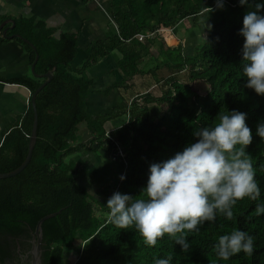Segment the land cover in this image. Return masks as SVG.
I'll return each instance as SVG.
<instances>
[{"label": "trees", "instance_id": "obj_1", "mask_svg": "<svg viewBox=\"0 0 264 264\" xmlns=\"http://www.w3.org/2000/svg\"><path fill=\"white\" fill-rule=\"evenodd\" d=\"M223 2V9H216L215 0H112L111 34L93 43L79 66L73 65L75 37L66 33L57 37L34 20L16 21L6 39L8 34H19L29 41L34 48L14 38L28 52L31 65L39 55L35 74L53 71V78L36 96L37 139L30 162L16 176L0 179V264H28L29 259L21 263V258L31 248L38 221L58 211L42 223V264H154V257H171V264H264V214L256 215L257 201L248 197L233 206L231 219L218 214L199 231L186 230L190 243L186 251L167 233L155 245H147L134 227L120 229L110 223L104 205L113 191L139 194L150 163L173 155L194 139L192 130L217 122L218 114L227 109L247 114L253 140L246 151L256 169L258 199L264 201V140L255 135L258 120L264 119V96L245 88L241 73L243 37L238 29L246 8L238 0ZM203 6L214 11L208 15ZM186 24L189 31L201 26L206 34L190 57L183 55L181 44L168 47L159 32L142 41L136 37L164 28L176 34ZM166 41L176 44L170 36ZM113 52L120 55V79L107 93L117 89L119 101L107 114L89 118L85 98L93 79L88 71ZM164 69L168 73L161 75ZM182 72L188 74L187 82L178 76ZM137 76L150 78L145 91L135 97L131 90ZM45 80L32 74L9 82L26 87L32 95ZM196 81L206 83L204 92L200 93L203 87H194ZM156 88L159 95L154 93ZM121 118L125 121L113 129V142L106 137V125ZM32 125L30 105L0 146V173L23 163ZM83 126L90 134L86 143L78 139ZM100 149L113 161V176L110 183L91 192L78 180L80 165L75 156ZM235 228L254 237L253 253L240 252L228 260L216 257L213 246L218 236ZM70 254L75 255L71 263Z\"/></svg>", "mask_w": 264, "mask_h": 264}, {"label": "clouds", "instance_id": "obj_2", "mask_svg": "<svg viewBox=\"0 0 264 264\" xmlns=\"http://www.w3.org/2000/svg\"><path fill=\"white\" fill-rule=\"evenodd\" d=\"M246 8L238 35L243 37L241 73L244 87L264 96V0H238ZM223 0L215 8L223 9ZM208 15L214 11L203 6ZM211 28V25H206ZM247 114L231 109L218 114V121L192 130V141L170 157L148 166L147 180L139 194L113 191L104 204L108 220L120 229L129 226L155 245L167 233L175 237L181 251L190 243L187 231H199L206 221L214 222L218 214L233 217V206L248 197L257 201L255 213L264 214L260 187L246 148L253 132L246 123ZM255 135L264 140V119L258 120ZM123 181L125 176L120 175ZM215 256L228 260L234 254L254 251V237L235 228L221 234L214 244ZM154 264H171V257H154Z\"/></svg>", "mask_w": 264, "mask_h": 264}, {"label": "crops", "instance_id": "obj_3", "mask_svg": "<svg viewBox=\"0 0 264 264\" xmlns=\"http://www.w3.org/2000/svg\"><path fill=\"white\" fill-rule=\"evenodd\" d=\"M111 3L112 0H0V24L6 20H13L15 23L21 19L34 20L52 29L57 37L64 33L75 37L77 56L73 65L79 66L85 60L90 46L98 41H104L111 34L114 24L113 16L109 11ZM10 26L11 23H7L4 28ZM188 27L187 24L184 27V36H177L172 31L165 36L160 35L159 38H163L168 47L181 44L183 55L190 57L205 38L193 46L190 45L188 38L195 35V28L189 31ZM10 31L8 30L7 33ZM6 35L2 30L0 31V146L4 137L22 121L31 105V92L24 86L9 82L12 79L32 76L29 54L23 45L14 39L15 37L6 39ZM168 36L175 40V45L167 43ZM153 53L155 54V49ZM119 60L120 55L113 52L88 71L93 79V85L85 98L86 115L89 118L107 114L119 101L117 89L107 93L120 79L117 67ZM137 78L142 76L135 77L134 84ZM121 124L116 125L112 121L107 123L106 127L113 130ZM78 139L83 143L89 141L90 134L86 127L81 128ZM94 153L95 151L84 150L75 156L80 165L78 180L80 179L82 185L88 186L90 191L91 189L98 191L113 176L111 157L102 149L98 150V156ZM98 176L102 178L97 181L96 187L92 188L90 181Z\"/></svg>", "mask_w": 264, "mask_h": 264}, {"label": "water", "instance_id": "obj_4", "mask_svg": "<svg viewBox=\"0 0 264 264\" xmlns=\"http://www.w3.org/2000/svg\"><path fill=\"white\" fill-rule=\"evenodd\" d=\"M7 23H11V26L4 28L5 24ZM14 27H15V22L13 20H6L0 24V31L2 30L3 34L6 35L7 31L12 30ZM14 37L22 39L25 43H28L29 45H31V47L34 48V46L29 41L22 38L19 34H13L9 36V38H14ZM38 58H39V55L36 53L35 61L32 63L30 70L35 77L45 78L46 80L31 95V107L33 109V125H32V131H31V135L29 139L27 156L25 160L23 161V163L17 169L11 172H8V173H0V179H6V178H11V177L16 176L28 165V163L30 162L32 158V154H33L35 144H36V139H37V126H38V114L36 110V96L46 86V84H48L53 78V71L45 75L35 74V65H36ZM60 212L61 211H58L53 214H49L38 221L35 227V231L33 232L32 239H31V248L29 252L25 255V257L29 259L28 264H42V259H41V255H42L41 244H42V239H43L42 223L45 220L55 217Z\"/></svg>", "mask_w": 264, "mask_h": 264}, {"label": "rangeland", "instance_id": "obj_5", "mask_svg": "<svg viewBox=\"0 0 264 264\" xmlns=\"http://www.w3.org/2000/svg\"><path fill=\"white\" fill-rule=\"evenodd\" d=\"M188 25H189V23H187ZM200 29H202V27L201 26H199V30H198V27L197 28H195V35L193 36V37H190V38H188V40L190 41L189 42V44L190 45H194L195 43L197 44L198 42H200V40L202 39V38H205L206 37V34L203 32V30H200ZM177 36H184V34H185V30H184V27H179L178 29H177ZM162 35L163 36H165L166 35V33H162ZM189 37V36H188ZM161 40H163V38H160ZM198 40V41H197ZM157 50L155 49V54H157V52H156ZM152 64V63H151ZM168 73V71H167V69H164V71L162 70L161 72H160V74L161 75H166ZM33 73L31 72V75H32ZM179 77H181V79L182 80H184V81H188V74L186 73V72H182L180 75H178ZM150 78V76H148V77H142V78H137L136 79V81H135V86H134V88L131 90V94H135V95H133V96H135L136 97V95H139V94H142L144 91H145V88H147L148 87V85H149V81L147 80V79H149ZM206 83L204 82V81H196L195 83H194V87L197 89V88H201V87H203V89L201 90L200 89V93L201 92H204V89L206 88ZM163 88H165V87H163ZM154 93H156V94H160V92H159V90L156 88V90H154ZM126 96H129V94H126ZM156 111V110H155ZM125 121V118H121V119H117V120H114L113 122L117 125V124H121V123H123ZM107 130H109V129H107ZM98 152H95L94 154H96L97 156H98V154H97ZM93 154V155H94ZM87 155V154H86ZM94 157H96L95 155H94ZM102 178V176H98V177H96L95 179H93V181L91 180L90 181V185H92V188L93 187H96V185L98 184L97 183V181L99 180V179H101ZM80 180V179H79ZM80 182V181H79ZM111 182V179H110V181L108 182V183H110ZM81 184V183H80ZM107 184V183H106ZM82 185V184H81ZM84 186V185H83ZM85 187H87L88 189H89V187L88 186H85ZM95 189H91V192L92 191H94ZM69 262L71 263L73 260H75V255H69Z\"/></svg>", "mask_w": 264, "mask_h": 264}, {"label": "built area", "instance_id": "obj_6", "mask_svg": "<svg viewBox=\"0 0 264 264\" xmlns=\"http://www.w3.org/2000/svg\"><path fill=\"white\" fill-rule=\"evenodd\" d=\"M158 32L161 33V34H162V33H172V29L164 28V29L158 30V31H156V32H150V33H147L146 35H144V34H139V35H137L136 37H137L140 41H142V40H145V39H148V38L155 37V36L157 35ZM112 132H113V130H108L107 133H106V137H107L108 139H110L111 141L114 142V138L112 137ZM119 154H120L121 156H123L122 151H119Z\"/></svg>", "mask_w": 264, "mask_h": 264}, {"label": "flooded vegetation", "instance_id": "obj_7", "mask_svg": "<svg viewBox=\"0 0 264 264\" xmlns=\"http://www.w3.org/2000/svg\"><path fill=\"white\" fill-rule=\"evenodd\" d=\"M27 254V253H26ZM22 261H21V263H23L24 261H27L28 259L25 257V255L24 256H22Z\"/></svg>", "mask_w": 264, "mask_h": 264}]
</instances>
